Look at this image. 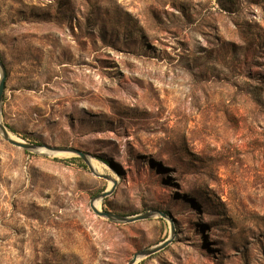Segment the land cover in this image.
<instances>
[{"label":"rangeland","instance_id":"1","mask_svg":"<svg viewBox=\"0 0 264 264\" xmlns=\"http://www.w3.org/2000/svg\"><path fill=\"white\" fill-rule=\"evenodd\" d=\"M0 58L12 138L85 156L0 132V264H264V0H0Z\"/></svg>","mask_w":264,"mask_h":264},{"label":"water","instance_id":"2","mask_svg":"<svg viewBox=\"0 0 264 264\" xmlns=\"http://www.w3.org/2000/svg\"><path fill=\"white\" fill-rule=\"evenodd\" d=\"M0 77H1V79H0V111H1V107L3 104V100H4V94H5V90H6V80H7L6 68H5L1 58H0ZM0 132L4 136L5 140L10 142L12 145L17 146L19 148H22L24 150L35 151L38 149H47L50 152H68V153H72V154H77L80 157H82L83 159H85L84 154L81 151L74 149V148H53L50 146H38V145L29 144V143L14 140V139H12V137H10V132L1 123V121H0ZM96 175H98V174H96ZM116 184L117 183L115 182V185ZM114 189H115V187L113 189H111L110 191L103 193L98 198L99 199L100 198L101 199L107 198L108 196H110L113 193ZM93 210L96 213V215H98L100 217L109 219V220L114 221V222L126 223V224L134 223V222L141 221V220H146V219H149L150 217L153 216L152 213H148L145 215H140V216L129 218V217L120 216V215L110 213V212L100 211L95 205H93ZM170 243H171V240H168L158 247L137 253L134 256V258L132 259V261L130 262V264H136L138 262V260H140V259L148 258V257L155 255L156 253L165 249Z\"/></svg>","mask_w":264,"mask_h":264},{"label":"bare ground","instance_id":"3","mask_svg":"<svg viewBox=\"0 0 264 264\" xmlns=\"http://www.w3.org/2000/svg\"><path fill=\"white\" fill-rule=\"evenodd\" d=\"M10 137H12V134H10ZM13 139V138H12ZM15 140V139H14ZM96 206V205H95Z\"/></svg>","mask_w":264,"mask_h":264}]
</instances>
